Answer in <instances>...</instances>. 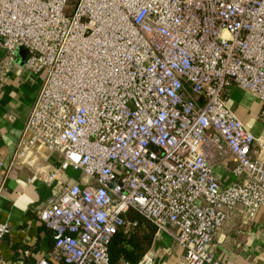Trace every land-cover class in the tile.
Here are the masks:
<instances>
[{
  "label": "built area",
  "instance_id": "1",
  "mask_svg": "<svg viewBox=\"0 0 264 264\" xmlns=\"http://www.w3.org/2000/svg\"><path fill=\"white\" fill-rule=\"evenodd\" d=\"M69 5L0 0V72L25 48L24 66L46 74L17 157L48 183L69 168L89 179L39 207L54 250L35 264H110L117 231L137 224L130 211L184 249L183 264H226L210 245L228 210L240 204L253 218L264 208V143L228 105L235 84L264 117V0ZM44 150L59 169L42 165ZM225 150L245 182L218 181ZM9 230L0 221V240Z\"/></svg>",
  "mask_w": 264,
  "mask_h": 264
},
{
  "label": "crops",
  "instance_id": "2",
  "mask_svg": "<svg viewBox=\"0 0 264 264\" xmlns=\"http://www.w3.org/2000/svg\"><path fill=\"white\" fill-rule=\"evenodd\" d=\"M4 57L5 51L0 48V62ZM22 61L19 54L6 72H0V221L10 226L0 240L1 264H35L43 257L52 259L53 231L40 220L39 207L54 202L65 187L89 181L81 171L60 169L58 179L48 183L35 167L17 157L26 122L46 79L45 73L29 71ZM228 93L229 107L264 143L261 101L235 84ZM42 155V165L60 168L59 155L47 150ZM236 164L230 151L217 153L213 172L221 185L246 181L245 175L234 174ZM148 251L154 264H183L184 249L166 233L156 234ZM210 251L226 264H264V208L253 218L240 204L229 209L227 220L214 234Z\"/></svg>",
  "mask_w": 264,
  "mask_h": 264
},
{
  "label": "trees",
  "instance_id": "3",
  "mask_svg": "<svg viewBox=\"0 0 264 264\" xmlns=\"http://www.w3.org/2000/svg\"><path fill=\"white\" fill-rule=\"evenodd\" d=\"M127 217L137 224L133 229L122 227L117 231L109 247L110 264H137L155 239L156 227L151 222L135 211H130Z\"/></svg>",
  "mask_w": 264,
  "mask_h": 264
},
{
  "label": "rangeland",
  "instance_id": "4",
  "mask_svg": "<svg viewBox=\"0 0 264 264\" xmlns=\"http://www.w3.org/2000/svg\"><path fill=\"white\" fill-rule=\"evenodd\" d=\"M77 4H78V0H70V5H69L68 13H72L74 11V9L76 8ZM69 171L72 172V173L73 172H76L72 168H69ZM128 219H130V218H128ZM132 227H134V226H132L131 224H128L125 228L126 229H130Z\"/></svg>",
  "mask_w": 264,
  "mask_h": 264
},
{
  "label": "water",
  "instance_id": "5",
  "mask_svg": "<svg viewBox=\"0 0 264 264\" xmlns=\"http://www.w3.org/2000/svg\"><path fill=\"white\" fill-rule=\"evenodd\" d=\"M27 55H28V51H27V49L22 48V49L20 50V56L22 57V59L24 60V59L27 57Z\"/></svg>",
  "mask_w": 264,
  "mask_h": 264
}]
</instances>
